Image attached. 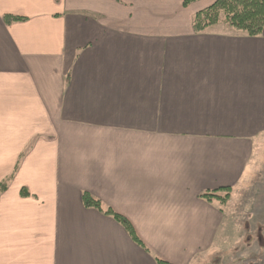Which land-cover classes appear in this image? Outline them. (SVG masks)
<instances>
[{
    "label": "crops",
    "instance_id": "obj_1",
    "mask_svg": "<svg viewBox=\"0 0 264 264\" xmlns=\"http://www.w3.org/2000/svg\"><path fill=\"white\" fill-rule=\"evenodd\" d=\"M183 1L0 0V264L250 254L240 214L255 217L258 193L241 192L264 167V29L194 31L215 0ZM204 193L243 199L227 213Z\"/></svg>",
    "mask_w": 264,
    "mask_h": 264
},
{
    "label": "trees",
    "instance_id": "obj_2",
    "mask_svg": "<svg viewBox=\"0 0 264 264\" xmlns=\"http://www.w3.org/2000/svg\"><path fill=\"white\" fill-rule=\"evenodd\" d=\"M193 1L196 0H184L183 4L186 6ZM221 15H223L222 19ZM22 19V17L18 16H4L6 22L20 21ZM220 20L235 29L246 32L249 36H257L264 29V0H215L211 5L194 14V31H202L204 28L215 24ZM9 180L10 177L0 181V193L6 190ZM20 195L28 196L29 192L25 188H21ZM226 195L227 193L224 196H217L213 193H204L201 197L206 200H211V197H217L221 202H224ZM81 201L85 207L95 208L105 215L113 217L124 227L130 238L135 243L142 246V243L136 236L127 219L110 208H104L97 198L87 192H82ZM156 262L157 264H169L159 258H156Z\"/></svg>",
    "mask_w": 264,
    "mask_h": 264
},
{
    "label": "rangeland",
    "instance_id": "obj_3",
    "mask_svg": "<svg viewBox=\"0 0 264 264\" xmlns=\"http://www.w3.org/2000/svg\"><path fill=\"white\" fill-rule=\"evenodd\" d=\"M222 17L223 15H221V19ZM260 162L262 163V160H260ZM260 165H261V169L257 171V174L254 176L251 183L245 186V190L246 189L247 190L243 194H242L243 191L241 192V195H251V196H254L256 193H258V195L254 197V200L249 199L248 202L249 205L251 204L256 207V209L255 207L250 208V210L255 212V217L251 213H248V209L247 212L245 210H242L240 214L242 217H244L247 220V221L245 220L246 229L250 230V232L254 231L253 233L249 234L250 236L252 234L254 236L253 238H249L248 236L249 239L247 238L246 241L243 239L241 240L242 242H244L246 246L249 247L250 254L245 256H240V255L234 256L237 257L238 261L233 262V264H264V250L260 248V246L264 244V238L263 235H259L262 238L258 239V234L260 233H258L257 231V230L260 231L264 230V171H263L264 167H262V164ZM258 184H261V186L258 187ZM239 196L240 194H238V196L232 194V198L229 200L230 194L226 195L224 203L228 205L226 206L225 212L229 213L232 207H234L236 204H239L241 199H243L240 198ZM224 203L220 202V206L222 207V209L225 208ZM235 227H236V223L233 224L231 231H235ZM255 234H257V236ZM260 250H261V254H259ZM256 260H258V262H256Z\"/></svg>",
    "mask_w": 264,
    "mask_h": 264
}]
</instances>
